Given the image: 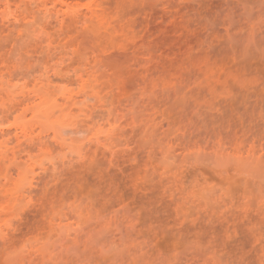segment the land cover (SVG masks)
Masks as SVG:
<instances>
[{"label": "rangeland", "instance_id": "374dc122", "mask_svg": "<svg viewBox=\"0 0 264 264\" xmlns=\"http://www.w3.org/2000/svg\"><path fill=\"white\" fill-rule=\"evenodd\" d=\"M0 264H264V0H0Z\"/></svg>", "mask_w": 264, "mask_h": 264}]
</instances>
